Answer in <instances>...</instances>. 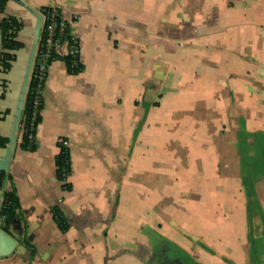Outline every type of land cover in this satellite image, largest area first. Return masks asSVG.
<instances>
[{"label":"crops","instance_id":"0c3cea01","mask_svg":"<svg viewBox=\"0 0 264 264\" xmlns=\"http://www.w3.org/2000/svg\"><path fill=\"white\" fill-rule=\"evenodd\" d=\"M42 8L69 22L82 71L53 61L35 150L20 148L22 114L0 149L2 191L19 205L16 247L0 264H151L164 243L197 264H264V0H9L3 17L22 24L23 49L0 74L2 138L13 135ZM171 199L179 229L165 237Z\"/></svg>","mask_w":264,"mask_h":264},{"label":"trees","instance_id":"16d2710c","mask_svg":"<svg viewBox=\"0 0 264 264\" xmlns=\"http://www.w3.org/2000/svg\"><path fill=\"white\" fill-rule=\"evenodd\" d=\"M8 1L9 0H0V74H7L11 70L12 64L16 61L13 52L23 49V45L16 41L17 35L22 29V24L15 18L3 17L4 8ZM52 12L53 9L51 8H42L40 10V13L42 14ZM61 61L65 63L67 72L70 75H77L82 71L80 63L77 64L76 68L73 67L72 59L69 57L63 58ZM37 88L38 84L31 79L27 88L22 110L23 121L21 122V125L24 123V133L21 135L20 148L27 152H33L35 150L33 141L36 129L41 121L40 111L43 108V100L40 95L38 96L36 94ZM35 99L38 100L37 107L33 106ZM29 135L33 137L32 142L28 140ZM7 144L8 139L0 137V149L6 148ZM55 167L57 180L59 182H64L65 179L62 178V175L66 174L68 176L70 173V158L69 152L66 148H59V153L55 157ZM7 179L9 178L0 170V192L2 193V201L0 205V229L8 234V230L13 220L17 217L16 211L19 209V205L13 190L7 192L2 191ZM62 187L68 189L65 185ZM52 215L57 228L64 233L68 226L62 217L61 212L57 208H53ZM180 254L185 260H188V264H197L190 260L183 251H180Z\"/></svg>","mask_w":264,"mask_h":264},{"label":"built area","instance_id":"2783aa9c","mask_svg":"<svg viewBox=\"0 0 264 264\" xmlns=\"http://www.w3.org/2000/svg\"><path fill=\"white\" fill-rule=\"evenodd\" d=\"M39 14L42 18L41 28L29 76V82L32 79L38 84L36 91L38 96L46 78L48 67L53 61H61L63 58L69 57L72 59V66L75 68L79 63V45L69 34V22L65 21L60 12L55 9H53L52 13L42 14L39 11ZM33 106H38L37 99L34 100ZM20 131L21 134L24 133V123L21 125ZM28 140L32 142L33 137L29 135ZM66 145L63 139L57 140L59 148H66ZM66 177V174L62 175L63 179H66Z\"/></svg>","mask_w":264,"mask_h":264},{"label":"water","instance_id":"95a60500","mask_svg":"<svg viewBox=\"0 0 264 264\" xmlns=\"http://www.w3.org/2000/svg\"><path fill=\"white\" fill-rule=\"evenodd\" d=\"M35 16H36L37 22L35 25L34 40L32 42V46L30 48V53H29L27 61H26L24 76H23V80H22V84H21V88H20L19 104H18L19 109H18L17 118H16L17 121L15 124V128L13 130V133H12L13 135L11 136V138L8 139V144L6 147L12 146L13 142H14V138H15L14 134L17 132L18 122H19L21 112H22L23 99H24L25 92H26V89L28 86L29 76H30V72H31L34 57H35L37 42H38V38H39V34H40L41 21H42V18H41L39 13L35 14ZM0 170L4 172V170H2V169H0ZM15 247H16V243L10 237H7L6 235L1 233V231H0V255L1 256H8L15 249Z\"/></svg>","mask_w":264,"mask_h":264},{"label":"rangeland","instance_id":"374dc122","mask_svg":"<svg viewBox=\"0 0 264 264\" xmlns=\"http://www.w3.org/2000/svg\"><path fill=\"white\" fill-rule=\"evenodd\" d=\"M27 88H28V86H27ZM26 92H27V89H26ZM26 92H25V95H26ZM24 100H25V96H24V99H23V105H24ZM22 110H23V106H22ZM21 114H22V112H21ZM2 201V200H1ZM172 203L173 202V199H171V201L169 200H167V203H166V208L164 209V211H166V214H167V219H168V221L167 222H165V223H163V224H161L159 227H158V231L159 232H161V233H163L164 234V236L165 237H175V236H177V228L179 229V227L177 226V224H174L173 222H174V220H175V218L177 217V215H179L178 214V212L180 211L181 212V210L179 209V211L177 212V210H174V209H170V208H167L169 205H170V203ZM127 204H128V207H130V206H132V207H135L136 205H137V203H135L134 201H129V200H127V202H126ZM0 205H1V202H0ZM136 209V208H135ZM161 209V208H160ZM156 212H159V211H161V210H158V209H156L155 210ZM128 212V211H127ZM179 212V213H180ZM121 214L122 213H120L119 212V214H118V220H120L121 222H120V224H121V226L122 227H125V228H128V229H132L131 227H132V220H131V218H128L127 216L126 217H124L123 216V214H122V216H121ZM179 216H181V215H179ZM1 222V221H0ZM170 222V223H169ZM1 225V224H0ZM181 226V225H180ZM183 227V226H182ZM1 230V229H0ZM153 232V235H155V236H157V237H154L155 239L156 238H161L162 236L160 235V234H158L156 231H151V233ZM1 233H3L4 235H6L7 237H9V233L7 234V233H4L2 230H1ZM129 233V232H128ZM181 237H182V239L183 240H185V241H187V239H186V235L184 234V232L183 231H181V235H180ZM257 241H256V248H257V250H258V253H259V255L260 254H262V252H263V248H262V244H261V241L257 238L256 239ZM157 241H152L151 242V250H152V247H154V244L156 243ZM127 245V244H126ZM158 247V246H157ZM15 250V249H14ZM14 250L11 252V254L14 252ZM11 254H9V255H11ZM193 259L194 260H196V258L195 257H193Z\"/></svg>","mask_w":264,"mask_h":264},{"label":"flooded vegetation","instance_id":"af4514ba","mask_svg":"<svg viewBox=\"0 0 264 264\" xmlns=\"http://www.w3.org/2000/svg\"><path fill=\"white\" fill-rule=\"evenodd\" d=\"M180 251L175 246L164 243L155 252L150 262L151 264H188V260L181 256Z\"/></svg>","mask_w":264,"mask_h":264}]
</instances>
